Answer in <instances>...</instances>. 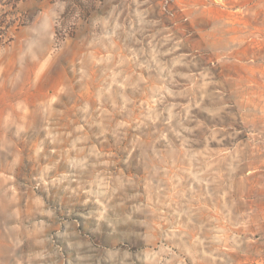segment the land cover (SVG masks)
<instances>
[{"label": "rangeland", "instance_id": "1", "mask_svg": "<svg viewBox=\"0 0 264 264\" xmlns=\"http://www.w3.org/2000/svg\"><path fill=\"white\" fill-rule=\"evenodd\" d=\"M16 1L0 264H264V0Z\"/></svg>", "mask_w": 264, "mask_h": 264}, {"label": "trees", "instance_id": "2", "mask_svg": "<svg viewBox=\"0 0 264 264\" xmlns=\"http://www.w3.org/2000/svg\"><path fill=\"white\" fill-rule=\"evenodd\" d=\"M17 2L18 1L16 0L9 1V3L5 4L4 6L6 8V11H0V16H3V18L0 19V36H3L5 38L4 40H6L4 42V40L1 39V42L3 41V44L0 45V48L12 41V31L10 30V26L5 25L4 24L5 21H2V20H4V18L6 17L4 16V14L6 15L7 13H10V9H13L16 7ZM9 34H11V36Z\"/></svg>", "mask_w": 264, "mask_h": 264}]
</instances>
